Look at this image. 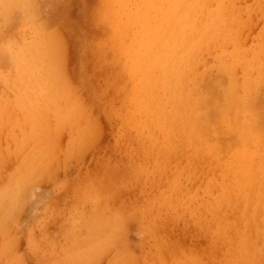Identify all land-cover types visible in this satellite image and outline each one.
<instances>
[{
  "label": "rangeland",
  "instance_id": "rangeland-1",
  "mask_svg": "<svg viewBox=\"0 0 264 264\" xmlns=\"http://www.w3.org/2000/svg\"><path fill=\"white\" fill-rule=\"evenodd\" d=\"M11 2L0 3V264H248L241 244L261 248L264 234L246 215L229 228L243 242L209 224L210 207L204 210L202 202L216 191L219 171L207 157L198 161L180 142L145 151L146 144L129 136L117 82L121 66L99 44L108 33L101 20L111 0ZM256 2L233 0L236 10H248L245 26L232 33L242 54L264 43V13ZM207 53L196 69L209 68L214 77ZM233 67L237 86L244 67ZM247 75L251 81L256 72ZM217 77L212 82L219 81L214 86L222 93L229 79ZM211 78L202 92L216 89L204 83ZM257 86L262 93L256 89L249 105L264 139V77ZM217 126L215 154L223 164L240 143Z\"/></svg>",
  "mask_w": 264,
  "mask_h": 264
},
{
  "label": "bare ground",
  "instance_id": "bare-ground-1",
  "mask_svg": "<svg viewBox=\"0 0 264 264\" xmlns=\"http://www.w3.org/2000/svg\"><path fill=\"white\" fill-rule=\"evenodd\" d=\"M4 1L0 0V3L1 6L6 7L9 0L2 5ZM111 2V10L109 12L106 10L108 13L104 14L101 20L104 27L102 30L108 33L106 37L100 38L99 44L108 50L112 59L122 69L117 68L123 76L117 82H120L119 86L123 88L125 94L122 107L127 111L125 123L132 131L129 136L132 135V139L146 144L147 147L142 148V150L146 149L145 151L152 150L159 142L170 145L180 142L184 145L183 152L190 151L195 159L207 157V165L219 171L216 191L211 189L208 192L209 198L202 202L204 210L210 207L209 224L215 227V232L224 233L226 239L235 237L243 242L245 238L236 235L229 228L232 224L238 223L239 218L245 220L246 215V219H249L253 225L256 222L255 226H259L264 234V199L261 201L259 198L264 194V139L260 133L261 127L258 125L259 117H254L251 113L254 107L250 109L251 105H249V102L252 103L250 101L252 95L259 96L254 91L256 89V92L261 91L257 83H262L264 77V43L258 42L255 50L242 54L236 48L235 38L232 35L234 30L245 26L242 16L248 10L243 12L236 10L233 0H111ZM258 7L260 10H257ZM8 10H11L10 7ZM256 10L260 14L264 13V0H257ZM34 15L32 13L33 17ZM207 52L213 56L214 68L211 66L210 68L217 71L215 79L213 76H211L213 79L209 77L212 73L211 69L202 68L201 72L196 69V66L201 64L202 56L208 54ZM237 64H243L244 67L243 80L237 85L239 88L237 90L241 92L235 90L238 80L235 82L236 79L231 74L233 66ZM250 69L256 72L255 78L251 81L247 75ZM220 73L227 75L228 78H225L229 79V84L224 86L226 89L223 88L222 93L217 89L220 81L217 75L220 76ZM209 78L211 81L207 83ZM217 78L218 83L212 82ZM205 79H207L204 82L206 85L211 83L210 88L217 86H214L216 87L214 91L209 89V93L202 92L204 88L201 84ZM204 91L208 90L204 89ZM218 94L222 96V103L216 98ZM218 99L221 100V97ZM213 116L216 117V122H212ZM260 116L262 117L263 114ZM218 123L226 130L221 134L226 133L227 136V132H232L240 143V147L233 150L234 154L227 152L230 154V159L223 164L220 159L221 164H219L218 157L216 158L219 155L216 146L218 141L215 142L219 130ZM39 149L36 150L39 152ZM36 156L34 155V159ZM64 157L66 159V156ZM34 167L36 168V165ZM200 168L202 170V167ZM255 169L257 172L253 171ZM215 181L216 178L213 183ZM21 189L23 190V187ZM24 190L26 191V188ZM21 195L24 196L23 191ZM248 205H251L249 209H247ZM230 214L234 217L231 218ZM229 233H232V236ZM247 248L248 246L241 244L239 252L240 255H244L242 258L248 264H264V244L261 248ZM258 249H261L259 254L250 251ZM234 259L236 261L237 257L235 256Z\"/></svg>",
  "mask_w": 264,
  "mask_h": 264
}]
</instances>
